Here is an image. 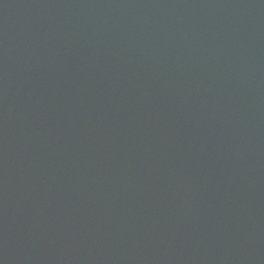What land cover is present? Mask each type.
<instances>
[{
	"label": "water",
	"instance_id": "1",
	"mask_svg": "<svg viewBox=\"0 0 264 264\" xmlns=\"http://www.w3.org/2000/svg\"><path fill=\"white\" fill-rule=\"evenodd\" d=\"M0 264H264V0H0Z\"/></svg>",
	"mask_w": 264,
	"mask_h": 264
}]
</instances>
